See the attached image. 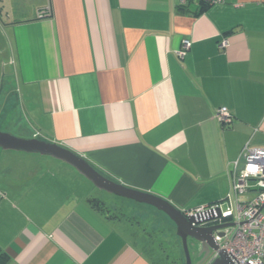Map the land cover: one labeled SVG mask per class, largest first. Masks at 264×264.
Here are the masks:
<instances>
[{
  "label": "crops",
  "instance_id": "obj_1",
  "mask_svg": "<svg viewBox=\"0 0 264 264\" xmlns=\"http://www.w3.org/2000/svg\"><path fill=\"white\" fill-rule=\"evenodd\" d=\"M0 28L29 138L182 211L234 203L233 163L247 144L264 147V0H0ZM13 154L4 264H182L163 211L50 155Z\"/></svg>",
  "mask_w": 264,
  "mask_h": 264
},
{
  "label": "built area",
  "instance_id": "obj_2",
  "mask_svg": "<svg viewBox=\"0 0 264 264\" xmlns=\"http://www.w3.org/2000/svg\"><path fill=\"white\" fill-rule=\"evenodd\" d=\"M193 0H178L179 5H186ZM208 5L220 3L222 0H196ZM229 45L224 39L220 47L226 49ZM192 42L188 39L183 41L180 55L185 57L190 51ZM215 117L224 125L229 126L233 116L226 107H220L215 112ZM245 158L244 166L239 168L240 159L233 163L231 170V194L228 199L232 204L226 208L220 206L200 207L186 210L189 216L203 212L210 208L220 207L221 217L214 224H223L225 220L234 218V225L219 229L214 236L219 246L211 255V260L218 257L220 251L226 254L235 264H264V147L247 144L241 154ZM252 166L256 171H249ZM252 192L250 199L244 196ZM233 196L230 198V196ZM217 216V214L215 213ZM219 232H224L220 235Z\"/></svg>",
  "mask_w": 264,
  "mask_h": 264
},
{
  "label": "water",
  "instance_id": "obj_3",
  "mask_svg": "<svg viewBox=\"0 0 264 264\" xmlns=\"http://www.w3.org/2000/svg\"><path fill=\"white\" fill-rule=\"evenodd\" d=\"M2 87L0 89V94ZM0 148L3 150H14L29 153H40L50 155L56 159L67 162L75 167L81 174L90 180L97 188L120 197L131 199L140 203L152 205L166 213L177 226V234L180 237L185 253L186 264H193L189 251V239L197 245V264H235L225 251H220L218 257L211 260V255L219 249L214 236L219 229L231 227L234 223L214 224L221 217V208L207 209L195 215H187L175 207L168 200L154 194L128 188L99 173L83 157L72 150L49 140L38 137H19L0 130ZM245 158L239 161V168L244 166ZM217 214V216L215 215ZM223 235L224 232H219Z\"/></svg>",
  "mask_w": 264,
  "mask_h": 264
},
{
  "label": "rangeland",
  "instance_id": "obj_4",
  "mask_svg": "<svg viewBox=\"0 0 264 264\" xmlns=\"http://www.w3.org/2000/svg\"><path fill=\"white\" fill-rule=\"evenodd\" d=\"M11 34L7 29L0 28V130L11 133L19 137H32L33 127L26 112L19 105L18 92L16 89V77H14L13 68L9 61V44L11 43ZM29 153L14 150H3L0 148V190L5 188V184L11 182L9 172L15 167L16 154ZM227 205H224L226 207ZM234 218H229L224 223H234ZM189 251L192 263L197 264L200 260L196 243L189 239ZM170 255V253H169ZM181 263L186 264L185 253L180 240Z\"/></svg>",
  "mask_w": 264,
  "mask_h": 264
},
{
  "label": "trees",
  "instance_id": "obj_5",
  "mask_svg": "<svg viewBox=\"0 0 264 264\" xmlns=\"http://www.w3.org/2000/svg\"><path fill=\"white\" fill-rule=\"evenodd\" d=\"M6 260H8V257L0 248V264H4V262H6Z\"/></svg>",
  "mask_w": 264,
  "mask_h": 264
},
{
  "label": "clouds",
  "instance_id": "obj_6",
  "mask_svg": "<svg viewBox=\"0 0 264 264\" xmlns=\"http://www.w3.org/2000/svg\"><path fill=\"white\" fill-rule=\"evenodd\" d=\"M249 171H256V169L254 168V167H252V166H249Z\"/></svg>",
  "mask_w": 264,
  "mask_h": 264
}]
</instances>
